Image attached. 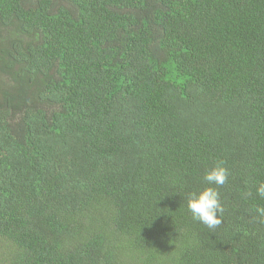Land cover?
Here are the masks:
<instances>
[{"label": "trees", "instance_id": "trees-1", "mask_svg": "<svg viewBox=\"0 0 264 264\" xmlns=\"http://www.w3.org/2000/svg\"><path fill=\"white\" fill-rule=\"evenodd\" d=\"M261 183L264 0H0V264H264Z\"/></svg>", "mask_w": 264, "mask_h": 264}, {"label": "clouds", "instance_id": "clouds-1", "mask_svg": "<svg viewBox=\"0 0 264 264\" xmlns=\"http://www.w3.org/2000/svg\"><path fill=\"white\" fill-rule=\"evenodd\" d=\"M229 176V170L223 162L210 168L204 175L203 180L207 185L200 191H193L188 194L187 209L192 218L199 221L209 229H215L222 223L224 211L221 204L220 192L215 186L225 184ZM258 195L264 197V183L257 187ZM250 194V193H249ZM260 215L264 216V208H258Z\"/></svg>", "mask_w": 264, "mask_h": 264}]
</instances>
